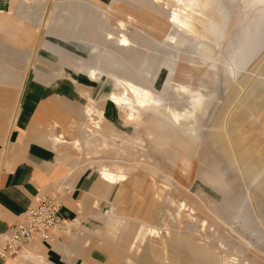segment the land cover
<instances>
[{
	"label": "rangeland",
	"instance_id": "obj_1",
	"mask_svg": "<svg viewBox=\"0 0 264 264\" xmlns=\"http://www.w3.org/2000/svg\"><path fill=\"white\" fill-rule=\"evenodd\" d=\"M97 1L104 6L100 10L88 9L81 0H8V7L13 11L12 15H22L23 22L18 25L16 24V17L12 18L10 16L3 18L0 25L10 31L17 30L22 38L28 39L31 36L30 44L27 47L33 46L35 49L33 57L35 64H41L39 68L44 71H53L58 66L55 63L57 60L56 56L39 44L42 41H46V39L67 47L77 54L89 55L88 46L76 43L70 39V42L66 43L48 34L50 30H59L62 21L65 20L64 18H68L66 21L68 28V26L70 27V22L75 19L73 14L77 11H82L85 22L82 24L81 33L91 27L89 23L92 20L100 27L98 29L100 33L104 34L105 30H119L121 28L120 20H126L128 13L136 14L140 18L141 23L136 26L128 24L125 32L129 37L136 39L142 44L140 47L142 54L148 59L149 63L143 73L145 78L149 80L150 87L162 94H169L172 101H176L178 109L187 106L188 104L181 99L182 96L177 95L176 90L170 88V86L168 87V84L171 82V71L176 62L178 64L175 70L177 72L176 77H178L184 74L185 65L188 63L192 64V62H188L185 55H192L193 63L196 65L193 67L194 70H192L194 74L193 84L198 85L199 80L207 79L206 88L211 90L214 96L213 101L208 103V112L198 115V122L205 124L204 129L208 131L209 128L216 124L219 118L224 116L225 118L227 117V126H232L234 118L238 116L240 109L247 103L251 116L250 120L245 125H242L241 128H243L244 137H252L254 143L253 151H256L255 154L260 157L263 167L264 6H260L251 0H218L222 6L220 9H209L205 12L211 18L220 19V32L217 34L209 31L206 24L200 26L198 22H195L201 31L208 30L209 34L214 37L213 39L218 40V45L214 44V47H211L214 48L215 58H219L221 66L229 61L232 62L236 58L237 51L242 48L252 47V53L248 56L246 64L240 67L241 73L237 75L236 79H232L233 82L232 80L229 81L228 77L219 73L217 75L219 79L216 84L214 78H212L213 67H208V73L211 74L210 77H204L202 74L204 70L202 62L208 56L204 49L205 44L200 45L201 48L196 50V41L190 39L182 43L184 38L181 35L177 36L178 45L170 42L168 35L176 34L178 31L169 22L172 10L178 7L174 4L175 2L160 0L162 5L155 8L153 6L154 0H118L116 7L112 8L108 5L113 0ZM141 9L144 10L141 11ZM221 13L225 14L221 17ZM43 21L46 22L44 23ZM39 28L41 29L39 30ZM251 32L254 37L250 39L248 46L246 37ZM204 41L211 44L208 39H204ZM64 67L65 69L67 68V66ZM217 71L219 70L217 69ZM74 76L77 79V83L83 86L84 94L79 93L77 84L68 85L67 93L76 96L77 106H83V104L87 103L85 94L89 92L103 107L105 124H109V127L111 124L121 130L122 113L103 99V93H107L113 88L111 80L104 79L99 84L91 85L90 83L89 85L84 73H74ZM68 79H71V77H68ZM227 80L228 82H226ZM235 88H237L236 98H234L233 91ZM110 132L112 131L109 130L108 133ZM126 132H129V134H120L118 131H114L117 140L114 142L111 137H106L107 146H98V144L89 146L83 154L84 161L81 163V161L75 160L78 166L77 171L83 173L81 172V165L86 163V169L89 168L88 170L95 174L96 185L102 188L98 181L99 176L95 169L90 168L89 162L107 163L116 160L124 164L138 165V168L133 166L131 170L138 169L139 171L136 173L140 174H137L135 178L133 177L135 180L132 183L125 184V192L119 197L125 202L120 205L126 212H129L127 219L132 220L133 217L143 219L147 225L156 226L158 233L155 232L153 235L147 236L140 243L139 248H143L141 252L136 247L130 250L124 247V252L131 254L130 261L125 254L119 253L118 249L113 247L108 249L105 246L108 242L115 246L118 245V242H121L117 237L119 231L115 235H108L104 231L101 222L97 219L84 217L79 214L78 228H83L84 230L81 231L84 233L86 229H89L94 235L93 238L98 242V255L104 264H226L223 261L226 260L227 251L219 246L220 252H217L216 245L219 244V240L225 241L224 244L227 243L229 248L233 247V245L236 246L233 251L239 257L240 263L264 264V192L261 186L257 184L264 174L263 169L257 171L255 167L251 166L248 171L243 172L237 170L228 160H223L222 170L226 181L230 184L231 192L228 203L221 205L222 195L216 192L202 178L205 169L203 162H208V152L213 149L209 141L204 147L203 142L201 143L195 154L193 166L189 169V172H186L183 169L185 162L181 161L178 166H174L170 159L164 157L163 151L165 152V150H160L157 146L159 143L157 144L154 139L147 136L143 129L140 133L143 143L133 149L134 154L132 150H122L120 148L123 144L122 139L133 136L131 130ZM65 134L74 136L73 133L71 135L66 131ZM169 141L171 142L172 140L169 139ZM96 152H98V156H95ZM88 156H91V158ZM145 163L150 166L153 165L157 169L156 174L158 177L155 175L154 179H151L150 177L154 174L153 169L149 170L139 167ZM181 169L183 171H180ZM154 183L155 186L153 185ZM156 185L164 187V190L159 191L162 199L158 194H155V191L157 192ZM140 187L144 188V190L137 196L135 194L139 192ZM202 191L208 196H202L200 193ZM198 193L200 195H197ZM170 194L173 197L171 201L168 198ZM116 196L117 191L115 189L110 194V198L114 200ZM181 200H185L193 209L191 207L188 209H177L178 202ZM107 204L108 201L101 202L98 211ZM204 219L208 221L207 226L203 221ZM62 221L60 224L63 223ZM62 225L59 229L65 226L64 224ZM204 225L206 226L205 229L202 228ZM73 227L71 232H80V229L74 225ZM136 228L137 225H134L132 230ZM99 238H101L100 241H98ZM150 238L153 239V244H163L165 246L167 255L163 257V263L159 260V255L151 249V244H145ZM211 247L215 249L219 259H215L210 255L209 249ZM256 249L261 250V254L256 253Z\"/></svg>",
	"mask_w": 264,
	"mask_h": 264
},
{
	"label": "crops",
	"instance_id": "obj_2",
	"mask_svg": "<svg viewBox=\"0 0 264 264\" xmlns=\"http://www.w3.org/2000/svg\"><path fill=\"white\" fill-rule=\"evenodd\" d=\"M81 2L90 10H100L104 7L97 0H81ZM117 2L113 0L108 6L116 7ZM8 11H10L8 0H0V22L3 18L10 16L16 17L18 25L23 22L22 15L13 16ZM73 16L75 19L70 22V27L66 26L68 18H64L59 30H50L48 34L66 43L70 42V39L88 46L89 55L77 54L67 47L46 39L39 44L56 56L55 63L58 68L56 67L53 71H44L39 68L41 64H35L33 60L35 49L33 46L27 47L31 36L28 39L22 38L17 30L10 31L0 25V234L8 232L22 217L25 209L41 194L56 195L61 205L62 224L65 225L59 229L63 226L60 224L58 230L48 240L33 239L27 242L17 257L0 258V264H104L98 255V242L93 238L94 235L89 229H86L84 233L81 231L84 230L83 228H78L79 214L97 219L108 235H115L118 229V236H116L121 242H118L116 246L111 242L104 244L108 249L109 247L118 249L119 253L125 254L131 261V254L125 253L123 248L130 250L140 247V243L133 239V235L141 229L142 225L150 226L137 217H133L132 220L127 219L129 212L121 207L125 201L119 197L125 192V184L132 183L136 175H132L123 184L114 185L98 173L100 167H106L116 173L129 171V163L124 164L116 160L107 163L89 162L90 168L97 172L102 188L96 185L95 174L88 170L89 168L86 169V163L81 165L83 173L77 171L78 166L75 160L82 163L83 154L89 146L95 144L107 146L106 137H111L115 142L117 137L114 131L129 134L126 131L131 130L133 134L140 135V131H135L133 125L126 122L125 111L115 106L111 99L110 92L117 89L116 85L113 84L111 91L103 93V99L122 113L121 130L111 124L110 127L109 124H105V111L89 92L85 94L87 103L83 106H77L76 96L67 93L68 85L77 84L79 93L84 94L83 86L71 77L74 73L77 74L81 67L104 70L101 78L96 82L87 81L89 85L90 83L91 85L99 84L104 79L109 80L106 71H117L124 76L129 75L133 68L140 72L142 44L129 37L125 30L128 24L136 26L141 23V20L136 14L128 13L126 20H120L119 30H105L104 34L98 30L100 28L98 24L91 20L89 23L91 27L81 33L82 24L85 22L83 13L77 11ZM122 21L125 23L124 27ZM111 34L112 37H110ZM122 35L132 40V47L122 43ZM64 66L67 68L65 69ZM178 77L176 78L179 79ZM236 96L237 93L234 97ZM89 97L92 98L95 107L100 110V112H92L90 120L86 110L90 103ZM250 116V109L246 103L236 117L238 124L235 127L236 134L243 135L241 127L250 120ZM88 122L91 125L90 131L86 130ZM109 130L112 132L108 133ZM65 131L71 135L73 133L74 136H67ZM58 135H62L64 141L54 140ZM131 138L129 136L122 139L123 144L120 147L122 150L133 149L129 142ZM243 138L247 142L243 143L242 149L249 151L245 154V160L240 159L236 152V161H241L243 172L248 171L251 166L257 171L264 170L260 157L255 154L256 151H253L252 137L243 136ZM78 140L83 143V146L77 144ZM88 157L91 158V156ZM203 165L205 169L202 178L222 195L220 204H227L231 188L222 167L217 168L206 161ZM155 175L157 176L153 174L150 178L154 179ZM257 184L264 192V174ZM153 185L155 186V183ZM115 189L117 196L112 200L110 194ZM143 190L144 188L140 187L135 195L138 196ZM201 195L208 196L204 191ZM103 201H108V204L98 211ZM159 201L162 203L160 199ZM114 217L123 220L121 227L114 229L108 226L109 220ZM73 225L80 229V232H71ZM134 225H137V228L132 230ZM66 228L69 230L67 231ZM152 242L153 239L150 238L145 244H151V249L159 255L158 258L163 263L162 259L167 255L164 245ZM142 250L143 248L140 252ZM260 251L256 249V253L259 254Z\"/></svg>",
	"mask_w": 264,
	"mask_h": 264
},
{
	"label": "bare ground",
	"instance_id": "obj_3",
	"mask_svg": "<svg viewBox=\"0 0 264 264\" xmlns=\"http://www.w3.org/2000/svg\"><path fill=\"white\" fill-rule=\"evenodd\" d=\"M114 1H118V0H114ZM154 1L155 3H153V6L155 8L162 5L160 3V0H154ZM171 1L175 2L174 4L177 5L178 7L172 10L171 15L169 17V22L174 27H176L178 31L176 34H170V35L167 34L170 42L178 45L177 36L181 35L184 38V41H182V43L190 39L195 40L197 43L196 50L201 48L200 45L205 44L204 49L208 56L207 59H205V61L202 62L204 64V70L202 73L203 76L210 77L211 74L208 73V67H213L214 72L212 78H214L216 84L219 79L217 76L219 73L228 77L229 81H231L232 79L235 80L237 75L241 73L240 67H243L246 64L248 56L252 53V49H251L252 47L242 48L241 50L237 51L236 58L233 60L234 62L229 61L228 63H225L223 66L219 64L220 63L219 58H215L216 53L213 48L214 44L218 45V40L213 39L214 37H212L209 34L210 33L209 31L214 32L216 34L220 32V26H219L220 19L211 18L205 12L209 9L210 10H213L215 8L220 9V7H222L220 2H218V0H171ZM251 1L256 4H259L260 6H264V0H251ZM143 10L144 9H141V11ZM10 12L12 13L13 11L10 9L8 13ZM223 14L225 13H221V17ZM195 22H198L200 26L206 24L208 26L209 31L208 30L201 31V29H199L196 26ZM122 23L121 24L124 27L125 23L123 21ZM41 28H39V30ZM253 35L254 34L251 32L248 33L246 37V41H247L246 44H248V46L250 39L254 37ZM112 36L113 35L111 34L110 37ZM122 36H123V38L121 39L122 43L125 44L127 47H132L133 46L132 40L126 37L125 35ZM204 39L210 40L211 44L206 43ZM185 57H187L186 59L188 60V62H192V64L188 63L187 65H185L184 74H182V76L179 75L178 77L179 79H177L176 78L177 72L175 70V67L178 63L176 62V64L174 65L171 71L172 77L170 84H168V87L170 86V88L176 90L177 95L182 96L181 99L188 104L187 106H184L182 109H178L176 107V101H172V99L169 97V94L167 93L162 94L158 91L153 90L150 87V82L148 79L145 78L143 73V71L147 69V66L149 64L148 59H146L144 55L142 56V61H141L142 66L140 72H137L136 69L133 68L130 71L129 75L124 76L117 71H106L109 80H111L112 84H115L117 87L115 91L110 92L112 101H114L115 106L125 111V120L126 122H129L131 123V125H133L135 131H140L141 133L143 129V132H145L147 136H149L151 139H154L157 142V144L159 143L157 145L158 148L160 150L162 149V151L165 150V152L163 151L164 157L170 159L171 163L174 166H178L179 162L184 161L185 167L183 169H185L186 172H189V169L193 166L192 163H194L195 154L198 151L201 143L203 142V147H204L207 144V141H209L211 147L213 148L211 151L208 152L207 159L209 163L213 164L217 168H221L222 161L228 160L231 165L236 167L237 170L243 171V167H242L243 165H241V161H236V152H238L240 159L245 160V154L248 153L249 151L242 149V146L244 145L243 143L247 142V140H244L243 135H240L239 133L236 134L235 132V127L238 125L237 119L234 118V124L232 126H227V122H226L227 117L225 118L223 116L222 118H219L216 124L212 128H209L208 131L204 129L205 124H200L198 122L197 120L198 115L202 114L203 112L204 113L208 112L207 111L208 103L209 102L211 103V101H213L214 96L212 95V91L206 88L208 84L207 79L199 80L198 85L193 84L192 80H194V76L191 69L194 70L193 67L196 65L193 63L194 59L192 55H185ZM217 69L219 71H217ZM102 72H104L103 69H96V68L90 69V67H81L80 70L78 71V73H84L86 75L87 81L89 82H96L99 78H101ZM71 77L74 80H77L74 75H72ZM226 82H228V80ZM233 91L235 95L237 93V88H235ZM89 100L90 103L87 105L86 110L90 120L92 112H96V111L100 112V110L95 107L92 98L89 97ZM86 127H87L86 130L88 131L91 130V125L89 122L86 125ZM169 139H171L172 141L170 142ZM54 140H56L57 142L64 141L62 135H58L57 137L54 138ZM129 142H130V146L134 149L135 147H138L140 143L141 144L143 143V139L141 138L140 135H138V133H136L133 134L131 141ZM77 144L83 146V143H81V141L79 140ZM142 152L144 153L143 148H142ZM98 155H99L98 152H96V156ZM133 166L138 168V165H132L131 163H129V171H120L117 173L113 172L112 170L106 167H100L98 173L103 178L110 181L112 184L120 185L123 184L124 182H127L132 177V175L137 176V174H140V173H136L139 171L138 169L134 171L131 170ZM139 167L143 169L152 168L153 173L154 174L157 173V169L153 167V165L152 166L148 165V163L140 165ZM183 169H181L180 171H183ZM156 187H157L156 194H158L161 197L159 191L164 190V187H160L157 185ZM197 195L200 194L198 193ZM168 198L169 201L173 200L171 194L168 196ZM189 207L193 209V207L189 205L185 200L179 201L177 205V209H184V208L188 209ZM203 221L204 223H206L205 225L207 226L208 221L206 219H204ZM122 224H123V220L121 218L114 217L109 220L108 226L110 228L113 227L115 229ZM205 225L202 228L205 229L206 228ZM155 232L158 233V229L156 226L142 225L141 229L133 235V239H135L136 242L142 243L147 236L153 235ZM224 242L225 241L219 240V244L216 245L218 249L217 250L218 253L220 252L219 246L223 247V249L227 251L226 260H224L223 262H225L226 264H251L250 262L240 263L239 257L233 251L236 249V246L233 245V247L229 248L228 244L227 243L224 244ZM212 247L211 249H209L210 255L215 259H219V257H217L216 255L217 253L215 249ZM137 248H139V246Z\"/></svg>",
	"mask_w": 264,
	"mask_h": 264
},
{
	"label": "built area",
	"instance_id": "obj_4",
	"mask_svg": "<svg viewBox=\"0 0 264 264\" xmlns=\"http://www.w3.org/2000/svg\"><path fill=\"white\" fill-rule=\"evenodd\" d=\"M60 209L55 194L37 196L11 229L0 234V258L17 257L33 239H50L62 221Z\"/></svg>",
	"mask_w": 264,
	"mask_h": 264
}]
</instances>
